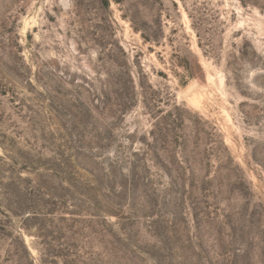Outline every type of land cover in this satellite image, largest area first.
Segmentation results:
<instances>
[{"label":"rangeland","instance_id":"rangeland-1","mask_svg":"<svg viewBox=\"0 0 264 264\" xmlns=\"http://www.w3.org/2000/svg\"><path fill=\"white\" fill-rule=\"evenodd\" d=\"M0 264H264V0H0Z\"/></svg>","mask_w":264,"mask_h":264}]
</instances>
